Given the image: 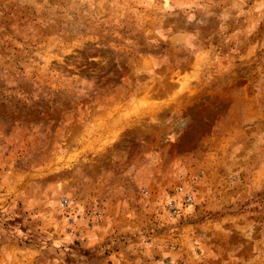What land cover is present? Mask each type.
<instances>
[{"label":"rangeland","instance_id":"obj_1","mask_svg":"<svg viewBox=\"0 0 264 264\" xmlns=\"http://www.w3.org/2000/svg\"><path fill=\"white\" fill-rule=\"evenodd\" d=\"M0 264H264V0H0Z\"/></svg>","mask_w":264,"mask_h":264}]
</instances>
